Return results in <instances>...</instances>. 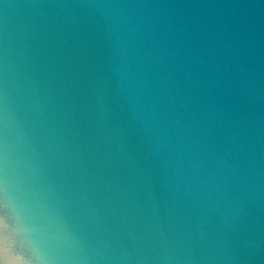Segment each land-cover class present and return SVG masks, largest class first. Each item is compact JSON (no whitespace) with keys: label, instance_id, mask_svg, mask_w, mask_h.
Segmentation results:
<instances>
[{"label":"water","instance_id":"obj_1","mask_svg":"<svg viewBox=\"0 0 264 264\" xmlns=\"http://www.w3.org/2000/svg\"><path fill=\"white\" fill-rule=\"evenodd\" d=\"M0 264H264V0H0Z\"/></svg>","mask_w":264,"mask_h":264}]
</instances>
